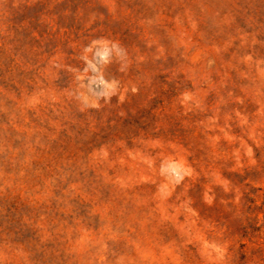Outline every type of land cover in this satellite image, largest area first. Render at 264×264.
Wrapping results in <instances>:
<instances>
[{
	"label": "rangeland",
	"instance_id": "rangeland-1",
	"mask_svg": "<svg viewBox=\"0 0 264 264\" xmlns=\"http://www.w3.org/2000/svg\"><path fill=\"white\" fill-rule=\"evenodd\" d=\"M0 264H264V0H0Z\"/></svg>",
	"mask_w": 264,
	"mask_h": 264
},
{
	"label": "clouds",
	"instance_id": "clouds-1",
	"mask_svg": "<svg viewBox=\"0 0 264 264\" xmlns=\"http://www.w3.org/2000/svg\"><path fill=\"white\" fill-rule=\"evenodd\" d=\"M183 177H181V179H182Z\"/></svg>",
	"mask_w": 264,
	"mask_h": 264
}]
</instances>
